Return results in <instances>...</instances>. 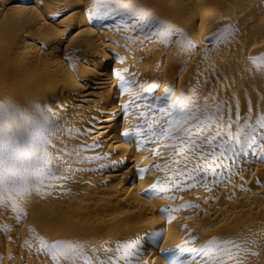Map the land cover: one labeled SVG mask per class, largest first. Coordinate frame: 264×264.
Returning <instances> with one entry per match:
<instances>
[{"label": "bare ground", "instance_id": "1", "mask_svg": "<svg viewBox=\"0 0 264 264\" xmlns=\"http://www.w3.org/2000/svg\"><path fill=\"white\" fill-rule=\"evenodd\" d=\"M135 3L196 47L142 37L133 42L128 37L138 32L118 30L112 20L104 21V27L89 19L93 0H0V101L50 108L63 118L61 127L92 133L63 137L69 147L95 140L100 147L84 155L110 154L100 162L107 168L75 173L72 180L56 182L62 188L16 197L7 202L9 207L0 208V264H54L41 250L40 237L49 243L79 240L88 254L95 247L102 258L103 248L115 249L118 242L142 237V251L132 264H167L161 249L199 248L214 237L234 239L242 246L239 264H264V162L250 151L235 162L229 159L231 170L216 168L222 174L210 175L208 188L203 182L189 188L194 181L182 177L176 178L183 180L179 187H171L172 172L186 171L183 164L173 163L181 157L163 148L161 156L154 155L157 145L152 143L138 147L136 126H147L131 104L136 95L162 96L174 87L178 96L195 88V95L211 92L223 99L233 118L237 111L243 117L250 108L249 122L254 120L264 112V75L250 71L254 66L249 58L264 54V0ZM222 27L231 32L226 42L205 39ZM116 70L135 82L132 91L119 88ZM153 84L158 89L149 92ZM124 104L131 109L127 114ZM124 132L130 137H123ZM138 169L146 171L141 175ZM158 178L170 190L155 198L144 195ZM216 179L218 183H211ZM181 205L191 206L161 211ZM158 235L162 239L157 247Z\"/></svg>", "mask_w": 264, "mask_h": 264}, {"label": "snow or ice", "instance_id": "2", "mask_svg": "<svg viewBox=\"0 0 264 264\" xmlns=\"http://www.w3.org/2000/svg\"><path fill=\"white\" fill-rule=\"evenodd\" d=\"M88 16L90 20L95 19L104 27V21L112 20L118 30L138 32L139 36L128 37L133 42L142 37L148 42L164 45H170L174 41L182 48L196 47L183 33L173 30L170 25L143 10L135 0H93ZM230 35L228 28L222 27L205 39L209 43L222 44ZM249 59L254 66L250 71L264 75V54ZM114 75L121 81L119 88L123 92L132 91L134 81L126 80L121 70L114 71ZM138 87L143 89L144 85ZM154 89H158L157 84L151 85L149 92ZM195 92V88H190L177 96L174 87H169L162 96L153 95L149 98L136 95L131 101L139 114L138 118L147 126H136L138 147L152 143L157 145L154 155L161 156L159 148H163L181 157L173 163L183 164L186 171L172 172L169 177L171 187H179L183 180L176 178L182 177L194 181L187 185L189 188L202 182L204 187L208 188V177H218L222 174H218L216 168L231 170L232 165L227 161L231 159L235 162L237 158L247 157L250 151L253 156L264 162V112L257 113L251 122L250 108L243 117L237 111L233 118L231 106L225 109L223 99L217 100L211 92L202 97L195 95ZM210 99L212 103H209ZM141 100L145 103H138ZM121 107L125 114L131 111L129 104ZM62 119L55 111L44 106L24 108L10 99L0 101V208L9 207L7 202L14 201L16 197L23 199L33 192L62 188L63 184L56 182L72 180L75 173L109 167L100 163L109 158V153L84 155L98 149L99 141L71 147L65 143V136L78 139L92 133L79 128L61 127ZM233 127H236L235 131H232ZM122 136L127 138L130 134L124 132ZM85 163L98 164L99 168L72 167L74 164ZM155 167L161 166L157 164ZM164 168H168V165L165 164ZM145 171L146 169H138L141 175ZM218 182L219 179H216L211 183ZM169 190L170 188L163 185L158 178L150 189L144 191V195L155 198ZM11 206L15 209L14 203ZM189 206L191 205H181L179 208H165L161 211L167 214L169 211H180ZM168 219L172 220L174 217L168 216ZM161 239L162 235L156 237L157 247ZM143 242L142 237L118 242L115 249L103 248L105 256L102 258L100 250L95 247H92L91 254H88L85 244L79 240L60 239L49 243L43 237L39 238L41 250L51 257L54 264H119V261L132 264L133 258L139 259ZM241 247L234 239L214 237L199 248L177 245L174 248L161 249L160 252L167 264H239ZM109 253L117 255L113 257L107 255Z\"/></svg>", "mask_w": 264, "mask_h": 264}]
</instances>
